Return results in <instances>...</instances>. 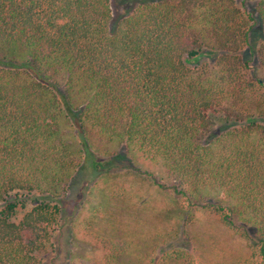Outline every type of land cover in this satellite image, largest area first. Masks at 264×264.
Instances as JSON below:
<instances>
[{"label":"trees","instance_id":"obj_1","mask_svg":"<svg viewBox=\"0 0 264 264\" xmlns=\"http://www.w3.org/2000/svg\"><path fill=\"white\" fill-rule=\"evenodd\" d=\"M115 1L0 0V264H43L76 173L114 161L95 140L148 166L181 215L155 263L192 262L202 214L244 243L239 264H264V124L197 143L210 112L264 90V0H118L120 15ZM79 218L70 237L102 252L94 264H125L127 241Z\"/></svg>","mask_w":264,"mask_h":264},{"label":"rangeland","instance_id":"obj_2","mask_svg":"<svg viewBox=\"0 0 264 264\" xmlns=\"http://www.w3.org/2000/svg\"><path fill=\"white\" fill-rule=\"evenodd\" d=\"M131 1L133 6L137 3L136 0ZM167 1L172 4L189 2ZM239 2L236 0V4ZM113 4L116 15L128 8L124 3L118 5V0ZM249 10L251 7L247 8ZM254 29L255 35L261 34L258 25ZM259 37L255 36L257 44L264 40ZM251 64L260 71L259 76L264 73V66L257 57H253ZM208 120L205 132L197 140L199 144L209 142L227 129L252 121L264 124V90L260 94L225 102L210 112ZM91 146L101 159H107L108 153L116 154L112 156L113 164L99 167L95 172L88 164H83L61 203L60 222L55 227L52 246L38 257L43 264H72L77 260L82 264H94L101 258L102 252L87 240L80 238L81 241H74L70 237V227L74 217L78 216L81 229L88 230L93 226L90 233L105 237L109 233L117 235L118 240L127 241L128 250L123 253L125 264H165L161 261L155 263L161 254L160 235L183 229L177 207L171 205L169 198L160 193L145 173L150 172V168L130 157L131 161L121 146L114 147L97 140ZM193 217V222L185 228V237L191 239L185 245L192 255L189 264H239L245 249L238 235L209 215ZM152 258L154 262H151Z\"/></svg>","mask_w":264,"mask_h":264}]
</instances>
